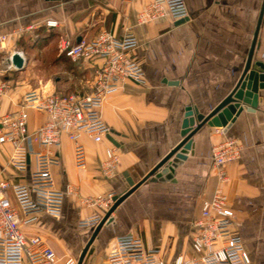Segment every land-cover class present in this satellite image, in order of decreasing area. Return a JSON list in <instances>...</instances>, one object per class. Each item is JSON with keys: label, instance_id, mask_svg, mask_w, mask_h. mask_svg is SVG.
Wrapping results in <instances>:
<instances>
[{"label": "crops", "instance_id": "0c3cea01", "mask_svg": "<svg viewBox=\"0 0 264 264\" xmlns=\"http://www.w3.org/2000/svg\"><path fill=\"white\" fill-rule=\"evenodd\" d=\"M184 1L188 18L182 22L162 16L138 24V14L151 0H0V34H11L6 50H23L25 55L39 47L43 53L41 60L33 58L29 69L25 58L23 70L28 74L14 79L13 88L0 102V115L17 109L22 94L30 89L81 95L92 91L96 62L72 61L59 54L61 37L90 40L100 30L120 36L130 29L138 40L132 54L143 68L145 81H124L104 99L100 113L110 134L100 143L82 136L86 153L82 168L74 165L72 141L64 137L57 150L59 163L51 170L55 187L65 192L61 215L40 214L21 225L25 234L43 238L62 260L72 257L77 262L98 224L80 226V222L95 215L101 220L113 198L130 188L126 178L141 181L182 140L189 108L207 115L242 75L264 0ZM45 19L58 20L60 26L47 30L40 25ZM28 25L36 26L35 30L15 33ZM254 62L264 65V11ZM258 96L257 108L241 104L240 111L234 108L197 129L186 158L173 167L172 180L141 182L116 206L111 223L102 226L82 264H104L115 237L129 233L158 249L166 264H173L177 255L190 256L194 221L202 202L218 185L212 148L230 139L241 145L239 158L225 164L227 181L221 185L234 211L232 231L240 236L249 264H264V88ZM28 114L32 130L46 119L32 109ZM110 147L116 149L119 163L105 174L102 168ZM11 150L10 144L0 146V179L10 184L26 182L28 174L17 178L7 166ZM108 194L107 205L84 202ZM7 195L15 204L10 189Z\"/></svg>", "mask_w": 264, "mask_h": 264}, {"label": "built area", "instance_id": "2783aa9c", "mask_svg": "<svg viewBox=\"0 0 264 264\" xmlns=\"http://www.w3.org/2000/svg\"><path fill=\"white\" fill-rule=\"evenodd\" d=\"M162 16L174 20L188 18L184 0H151L137 17L138 24L151 22ZM47 30L60 26L58 20L45 19L40 24ZM28 25L15 30L16 34L33 31ZM10 33L0 34V102L13 88L15 66L12 55L23 50H6ZM138 40L133 31L126 29L120 36L100 30L90 40L79 41L61 37L57 43L59 54L72 61L96 62L93 67L92 91L88 94L45 91L42 88L25 91L19 107L0 115V146L10 144L7 166L17 178L26 182L10 184L0 179V264H76L72 257L62 260L46 241L38 235H27L21 225L35 221L40 214L57 218L62 212L65 192L55 187L52 166L59 163L57 150L65 137L73 142V161L77 168L86 163V153L80 139L87 136L96 143L109 134L110 127L101 117L100 109L106 96L118 91L124 81L143 84L144 71L132 52ZM45 115L46 119L35 129L29 127L28 110ZM222 131V130H221ZM241 145L226 140L212 148V166L218 185L212 196L202 202L194 221L196 229L190 243V256L177 255L173 264H249L240 236L233 233L234 211L228 205L227 195L221 185L227 181L225 164L239 158ZM107 160L102 171L107 174L117 166L116 149L106 150ZM11 190L15 204L7 195ZM69 191V190H68ZM97 196L84 200L86 204L109 203ZM106 204V205H107ZM100 216L95 215L80 222V226H95ZM104 264H166L159 250L149 248L134 234L116 236Z\"/></svg>", "mask_w": 264, "mask_h": 264}, {"label": "water", "instance_id": "95a60500", "mask_svg": "<svg viewBox=\"0 0 264 264\" xmlns=\"http://www.w3.org/2000/svg\"><path fill=\"white\" fill-rule=\"evenodd\" d=\"M264 11V2L262 4V8L260 11L259 19L254 31L252 45L246 60V64L244 70L242 72L241 77L238 82L231 90V92L215 107L213 108L207 115L200 114L196 109L194 112L189 108V112L187 114L188 118L185 121V135L182 140L164 157L162 158L145 176L144 178L134 183L130 179L126 178L128 185L130 188L125 191L121 195H116L113 198L112 205L105 213V215L101 218L98 224L95 226L90 238L85 244L76 264H82L84 257L102 228V226H107L111 223L112 217L111 213L115 210L116 206L121 203L132 191H134L137 186L146 179H170L172 180V170L173 167L180 161L186 158L187 153L190 151L192 146V135L199 129L203 124H211L213 122H217L218 119H221L223 115H227L234 110V108H238L240 111L241 104L247 105L250 109H255L259 105V89L264 88V65L260 62L252 63V55L254 49L257 44V35L258 30L262 18V14ZM187 19V18H185ZM185 19H179V22H182ZM79 41V39H77ZM12 64L15 66L16 71L23 70L26 65V59H22L18 52H14L12 55ZM194 113V114H193ZM196 124L194 125V123ZM190 124V125H189ZM226 122H224L225 125Z\"/></svg>", "mask_w": 264, "mask_h": 264}, {"label": "rangeland", "instance_id": "374dc122", "mask_svg": "<svg viewBox=\"0 0 264 264\" xmlns=\"http://www.w3.org/2000/svg\"><path fill=\"white\" fill-rule=\"evenodd\" d=\"M42 50V48H39V47H36V48H34L33 50H30V51H27L26 53H25V58H27V59H29V64H28V68L27 69H29L30 67H31V64H32V60H33V58H35V57H39V60H41V56H42V54H40V51ZM27 70H21V71H18V72H16V73H18L19 75H17L16 73H14V75H13V79H16V80H18V79H23L22 77L24 76V78L26 77V75L28 74L27 72H26ZM50 72H51V70H50ZM42 73H44V72H42ZM22 74V75H21Z\"/></svg>", "mask_w": 264, "mask_h": 264}, {"label": "trees", "instance_id": "16d2710c", "mask_svg": "<svg viewBox=\"0 0 264 264\" xmlns=\"http://www.w3.org/2000/svg\"><path fill=\"white\" fill-rule=\"evenodd\" d=\"M25 42H26V41H25ZM25 42H24V43H25ZM24 43L22 44V46H24ZM26 43H27V44H30V43H28V42H26ZM64 57H65V56H64ZM66 58H67V57H66ZM16 72H18V71H15L14 73H16Z\"/></svg>", "mask_w": 264, "mask_h": 264}]
</instances>
